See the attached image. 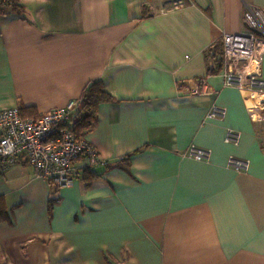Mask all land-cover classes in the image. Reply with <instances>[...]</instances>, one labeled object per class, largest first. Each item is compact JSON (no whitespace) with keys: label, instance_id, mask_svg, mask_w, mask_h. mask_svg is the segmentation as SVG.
I'll return each mask as SVG.
<instances>
[{"label":"crops","instance_id":"1","mask_svg":"<svg viewBox=\"0 0 264 264\" xmlns=\"http://www.w3.org/2000/svg\"><path fill=\"white\" fill-rule=\"evenodd\" d=\"M243 3L264 12V0H15L0 17V110L35 117L95 80L113 100L84 134L97 162L77 158L70 186L20 156L0 175V264H264V121L220 75ZM195 78L203 93L188 96ZM212 104L225 115L204 120Z\"/></svg>","mask_w":264,"mask_h":264},{"label":"built area","instance_id":"2","mask_svg":"<svg viewBox=\"0 0 264 264\" xmlns=\"http://www.w3.org/2000/svg\"><path fill=\"white\" fill-rule=\"evenodd\" d=\"M14 0H0V17L10 13ZM242 22L245 31L224 33L220 37L223 86L235 87L240 92L246 111L256 121H264V78L258 74L264 56V12L243 3ZM204 78L187 81L184 86L188 96L203 93ZM78 101L48 109L35 117H21L16 107L0 110V175L4 174L20 156L33 169L37 178L55 187L73 183V163L79 157L97 162L93 147L78 138L71 130V120ZM224 108L212 104L204 120L219 119ZM238 133L227 129L224 142L237 144ZM184 155L194 160H206L209 152L189 146ZM226 165L235 171H246L245 160L229 157Z\"/></svg>","mask_w":264,"mask_h":264},{"label":"trees","instance_id":"3","mask_svg":"<svg viewBox=\"0 0 264 264\" xmlns=\"http://www.w3.org/2000/svg\"><path fill=\"white\" fill-rule=\"evenodd\" d=\"M14 5L12 6L13 8L15 7ZM112 100V96L103 90L100 80L89 82L80 94L78 108L71 120V130L75 136L78 138L84 137L85 132L95 120V110L97 106ZM19 115L21 117H25L26 115L29 116V114L22 113L21 111Z\"/></svg>","mask_w":264,"mask_h":264}]
</instances>
